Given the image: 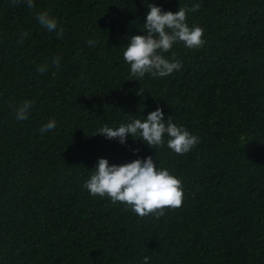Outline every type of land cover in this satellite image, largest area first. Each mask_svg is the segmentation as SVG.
Segmentation results:
<instances>
[{
	"label": "trees",
	"instance_id": "obj_1",
	"mask_svg": "<svg viewBox=\"0 0 264 264\" xmlns=\"http://www.w3.org/2000/svg\"><path fill=\"white\" fill-rule=\"evenodd\" d=\"M34 4L0 0V264H264V0ZM149 4L173 13L200 4L186 23L203 29L205 43H175L161 54L174 53L179 71L137 78L123 50L145 35ZM43 11L62 38L38 23ZM25 101L28 119L17 120ZM157 107L200 143L178 155L166 134L157 148L94 135ZM50 119L56 127L42 133ZM149 156L184 193L159 219L83 187L98 158L122 165Z\"/></svg>",
	"mask_w": 264,
	"mask_h": 264
},
{
	"label": "clouds",
	"instance_id": "obj_2",
	"mask_svg": "<svg viewBox=\"0 0 264 264\" xmlns=\"http://www.w3.org/2000/svg\"><path fill=\"white\" fill-rule=\"evenodd\" d=\"M17 0H13L15 4ZM28 8H35L34 0H26ZM200 4L192 7H179L175 13L162 11L161 7L149 4L150 9L143 25L145 35H135L123 50V59L130 65L131 75L143 78L145 74L155 77H166L182 68V62L175 58L166 59L161 53L169 52L173 45L182 42L186 48L198 49L205 41L204 31L200 26L186 23V13L198 11ZM38 23L49 32H56L58 38L63 37V28H58V21L47 11L36 13ZM25 35H27L25 33ZM94 46L96 41L87 42ZM60 57H55L53 65L59 67ZM41 74L47 71V65L37 68ZM32 101H25L14 109L17 120L28 119ZM56 127L54 119H50L40 129L42 133ZM167 135V147L178 155H184L200 143L197 136L192 135L183 126H177L171 116L164 119L163 109L157 107L146 119H134L130 123L121 124L118 128L104 125L94 135H102L116 139L122 145L127 137H137L152 148L163 146ZM134 154L138 149L133 150ZM83 187L93 197L109 198L112 203H123L125 210H130L139 217L154 215L156 219L165 215V209H178L182 206L184 193L180 179L171 175L168 169H157L151 156L136 159L130 163L110 165L107 159L98 158L96 167ZM145 257L142 264H148Z\"/></svg>",
	"mask_w": 264,
	"mask_h": 264
}]
</instances>
